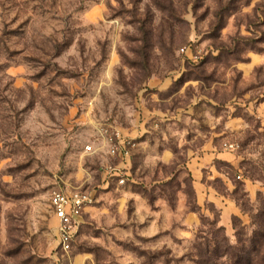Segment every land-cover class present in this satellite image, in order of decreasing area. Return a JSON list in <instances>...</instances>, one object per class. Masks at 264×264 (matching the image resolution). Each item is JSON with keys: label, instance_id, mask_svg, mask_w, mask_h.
<instances>
[{"label": "rangeland", "instance_id": "rangeland-1", "mask_svg": "<svg viewBox=\"0 0 264 264\" xmlns=\"http://www.w3.org/2000/svg\"><path fill=\"white\" fill-rule=\"evenodd\" d=\"M0 264H264V0H0Z\"/></svg>", "mask_w": 264, "mask_h": 264}, {"label": "built area", "instance_id": "built-area-1", "mask_svg": "<svg viewBox=\"0 0 264 264\" xmlns=\"http://www.w3.org/2000/svg\"><path fill=\"white\" fill-rule=\"evenodd\" d=\"M106 138L108 152L111 155L122 160L129 157L131 141L124 139L118 133H114V136L110 134ZM86 149L90 150L91 145H87ZM90 201V196L78 187L57 189L51 192L49 204L57 220V242L62 251L67 252L72 248L79 218Z\"/></svg>", "mask_w": 264, "mask_h": 264}]
</instances>
